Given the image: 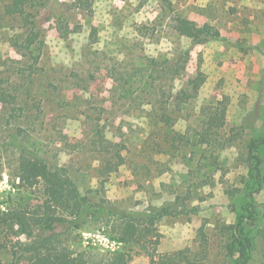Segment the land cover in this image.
Masks as SVG:
<instances>
[{
    "label": "rangeland",
    "instance_id": "374dc122",
    "mask_svg": "<svg viewBox=\"0 0 264 264\" xmlns=\"http://www.w3.org/2000/svg\"><path fill=\"white\" fill-rule=\"evenodd\" d=\"M13 1L0 0V90L11 96L0 102V210L43 199L41 185L12 176L24 138L92 207L157 211L156 260L183 251L184 264H264V185L250 180L249 161L253 140L264 157V0H26L41 22V48L30 50L28 24L6 13ZM205 25L219 38L203 41ZM98 132L125 159L104 175ZM248 208L255 245L229 256ZM110 231L91 222L59 239L75 251L125 249ZM29 241L0 225V264H28ZM133 254L129 264H153L145 250Z\"/></svg>",
    "mask_w": 264,
    "mask_h": 264
},
{
    "label": "trees",
    "instance_id": "16d2710c",
    "mask_svg": "<svg viewBox=\"0 0 264 264\" xmlns=\"http://www.w3.org/2000/svg\"><path fill=\"white\" fill-rule=\"evenodd\" d=\"M25 3L26 0H14L6 7V13L19 14L28 24L30 31L26 37V48L30 50L38 40L34 25L37 24L39 28L41 22L35 23L28 18L24 8ZM181 23L196 26L188 20H181ZM202 31L203 41L219 38V33L209 25H205ZM36 46L41 48V42ZM165 64L167 67L171 65L168 61ZM10 97L7 92L0 90V102L7 101ZM16 110L23 109L18 108L13 111ZM23 132L25 133V130ZM15 141L18 142L19 155L11 163L12 176L21 188L32 189L41 185L43 199L36 204L15 210H0V225L17 226L20 233L30 240L25 248L28 264H129L136 247L148 252L153 264H184L187 255L183 251L155 259L157 243L161 238L156 227L159 214L157 211H122L112 206L94 208L90 197L82 194L65 167L58 162L47 161L36 149L25 145L24 138L20 140L16 138ZM258 143L253 140L249 145V161L252 164L250 180H253L259 188L264 185V157L258 152ZM92 145L93 149L105 156L101 174L104 175L108 170L123 166L125 161L121 152L123 145L105 140L101 132H98ZM2 148L3 145L0 144V182L5 167ZM247 211V215H241L239 218L237 225L239 236L226 245L229 256H235L239 248L253 250L254 239L246 236L244 225L246 217L251 219L254 211L249 208ZM91 222L111 228L110 239L123 243L125 249H115L102 254L94 253V247L88 246L87 250L75 251L70 246L62 244L59 237L63 228L79 230ZM201 236L204 239L203 229Z\"/></svg>",
    "mask_w": 264,
    "mask_h": 264
},
{
    "label": "built area",
    "instance_id": "2783aa9c",
    "mask_svg": "<svg viewBox=\"0 0 264 264\" xmlns=\"http://www.w3.org/2000/svg\"><path fill=\"white\" fill-rule=\"evenodd\" d=\"M112 250H115V249H112Z\"/></svg>",
    "mask_w": 264,
    "mask_h": 264
}]
</instances>
